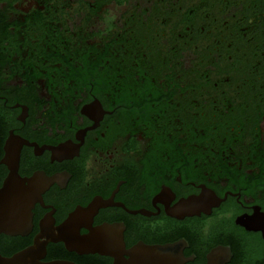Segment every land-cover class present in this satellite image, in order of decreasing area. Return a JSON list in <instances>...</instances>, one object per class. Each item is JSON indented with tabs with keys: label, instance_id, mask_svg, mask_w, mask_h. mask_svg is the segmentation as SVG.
Returning a JSON list of instances; mask_svg holds the SVG:
<instances>
[{
	"label": "flooded vegetation",
	"instance_id": "obj_1",
	"mask_svg": "<svg viewBox=\"0 0 264 264\" xmlns=\"http://www.w3.org/2000/svg\"><path fill=\"white\" fill-rule=\"evenodd\" d=\"M18 156L51 184L3 257L123 264L52 241L112 227L264 264V0H0V189Z\"/></svg>",
	"mask_w": 264,
	"mask_h": 264
},
{
	"label": "water",
	"instance_id": "obj_2",
	"mask_svg": "<svg viewBox=\"0 0 264 264\" xmlns=\"http://www.w3.org/2000/svg\"><path fill=\"white\" fill-rule=\"evenodd\" d=\"M12 161L16 162V167H10L11 172L0 189V234L23 235L32 225L34 205L42 198L51 181H43L39 177L22 179L18 174L19 156L13 157ZM114 232V228L105 227L92 230L87 237L73 236L52 241L64 242L69 251L80 255H105L123 261V264H180L182 261L183 256L177 253L174 245H138L127 253H112L113 250H121L124 247L123 236L118 237ZM107 233L113 234V237L108 239L113 243L111 246L105 243ZM45 252V247L37 244L9 258L0 255V264H74L63 261L44 263L42 259ZM223 252L221 248L215 250L210 255L211 264H226L229 261L227 259H214V256Z\"/></svg>",
	"mask_w": 264,
	"mask_h": 264
}]
</instances>
